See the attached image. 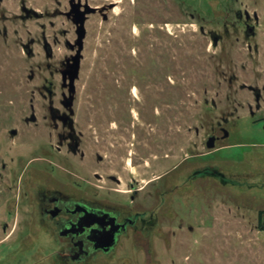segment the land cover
<instances>
[{
	"label": "rangeland",
	"instance_id": "rangeland-1",
	"mask_svg": "<svg viewBox=\"0 0 264 264\" xmlns=\"http://www.w3.org/2000/svg\"><path fill=\"white\" fill-rule=\"evenodd\" d=\"M73 4L96 12L86 14L71 93ZM246 11L259 16L257 54L233 28ZM212 33L223 37L217 47ZM65 96L73 110L129 114L118 120L129 128L125 175L107 180L117 167L106 162L88 185L100 202H130L135 184L130 205L147 215L141 238L130 230L114 251L82 262L63 257L40 214L43 194L76 193L44 121L67 108ZM50 135L46 156L39 147ZM0 264H264V0H0Z\"/></svg>",
	"mask_w": 264,
	"mask_h": 264
},
{
	"label": "flooded vegetation",
	"instance_id": "flooded-vegetation-1",
	"mask_svg": "<svg viewBox=\"0 0 264 264\" xmlns=\"http://www.w3.org/2000/svg\"><path fill=\"white\" fill-rule=\"evenodd\" d=\"M79 9L86 11L80 6ZM246 12L237 13L238 20L233 24V28L237 29L238 26L242 28L243 36L254 42L249 45V50L257 54L260 51L259 39L261 38L259 16L254 13L253 19L252 17L248 19ZM225 27V32L228 34L227 25ZM212 36L219 37V42L223 38L216 33H212ZM68 46L74 49L70 43ZM81 61L82 58H80V69ZM68 64L70 61L67 62ZM80 69L77 79L80 76ZM68 78L69 75H64V82ZM49 91L51 90L48 89ZM256 97L260 98V94L257 93ZM69 102L65 96L63 105L67 108L48 110L44 121L50 123L48 127L55 131V137L59 142L56 151L57 154L62 155L57 158L58 165L62 168L60 176L75 182L73 186L76 187V193L72 191L71 193L75 194L73 196H67L61 191H54L51 195L43 194L40 200V214L42 221L55 229L56 237L65 246L63 257L72 262H82L92 259L95 254L111 253L120 245L123 238L128 237L130 230H134L135 233L137 231V236L134 233L135 240L141 238L143 232L136 227H139L141 223V226L146 223L147 215L144 211L133 210L130 205V202L133 203L136 200L141 190L135 188V184H131L130 202L120 199H113V201L108 199V201L100 202L96 197L98 190L88 185L94 180L101 181L104 178L99 169H104L106 162L111 167L115 165L117 167L113 170L110 168L112 173L107 176V180L120 182L121 175H125L127 167L130 165L129 156L131 155L128 149L129 128L119 125L118 120L124 117L123 120L127 121L128 117L126 116L129 114L125 109H122L120 114L114 107H111L107 112V116H104L103 113L99 115V111L92 109L73 110V103L69 105ZM33 122L37 123V119ZM51 137V135L47 138L43 137L44 143H41V147H39V150H45L46 156L52 155L50 151L46 150ZM49 147L53 148L52 143H49ZM105 147H107V153L104 151ZM71 158H77L78 165H73ZM90 158L94 163L86 161ZM106 167L108 169L107 165ZM87 190L94 192L92 194L94 198L90 199L79 195ZM116 191L121 192L120 190ZM152 218H154L153 214L150 215V220ZM113 242L115 243L111 250L106 251Z\"/></svg>",
	"mask_w": 264,
	"mask_h": 264
},
{
	"label": "water",
	"instance_id": "water-1",
	"mask_svg": "<svg viewBox=\"0 0 264 264\" xmlns=\"http://www.w3.org/2000/svg\"><path fill=\"white\" fill-rule=\"evenodd\" d=\"M72 7H73V13L76 16V24L78 25V29H77L78 51H77V55L75 57H73V64L71 66V69L68 70L65 73V75H69V88H70L71 93H74L75 90H76L75 82H76V80L78 78V75H79L81 52H82V50L84 48V40H85V37H86V29H85L86 14L87 13H94V12H96V9L87 6V10L86 11H81L79 9V6L76 5V4H73ZM246 16H247L248 19L251 18L250 14L248 12H246ZM256 17L258 18V16H256ZM212 39H213V42H214V46H217L218 43H219V37L212 36ZM45 49H46L47 57L51 58L52 57V48H51L50 44H48L47 42H46ZM27 54H28V56H31L32 51L31 50L27 51ZM65 81H67V79ZM51 92L52 91H49L48 93L50 95H52ZM68 100L70 101L69 105H72L73 101L71 99H68ZM69 105H67V106H69ZM35 119H36V117L33 115L31 120L34 121ZM223 131H224L223 138H227L228 137V132L225 129H223ZM16 133H17V131H15V130L12 131L13 135H15ZM217 140L218 139L215 136L210 137L208 139V141H207V147L209 149L215 148ZM114 243L115 242H113L110 245V247H108L106 249V251L111 250V248L114 246Z\"/></svg>",
	"mask_w": 264,
	"mask_h": 264
}]
</instances>
